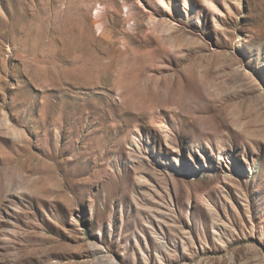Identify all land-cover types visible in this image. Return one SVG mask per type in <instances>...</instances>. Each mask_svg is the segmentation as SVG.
I'll return each mask as SVG.
<instances>
[{
  "label": "rangeland",
  "instance_id": "obj_1",
  "mask_svg": "<svg viewBox=\"0 0 264 264\" xmlns=\"http://www.w3.org/2000/svg\"><path fill=\"white\" fill-rule=\"evenodd\" d=\"M0 264H264V0H0Z\"/></svg>",
  "mask_w": 264,
  "mask_h": 264
}]
</instances>
